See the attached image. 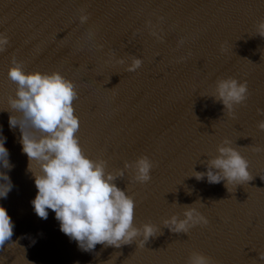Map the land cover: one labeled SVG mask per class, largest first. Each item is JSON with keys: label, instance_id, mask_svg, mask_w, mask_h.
Here are the masks:
<instances>
[{"label": "water", "instance_id": "1", "mask_svg": "<svg viewBox=\"0 0 264 264\" xmlns=\"http://www.w3.org/2000/svg\"><path fill=\"white\" fill-rule=\"evenodd\" d=\"M81 10L89 17L84 24ZM261 19L264 0H0V33L9 38L0 52V135L14 165L5 169L12 190L0 198L14 223L0 264H186L192 250L215 264H264V151L254 150L264 146L257 127L264 119L258 112L264 109V37L255 30ZM13 57L26 72L59 71L74 82L76 135L87 156L106 161L113 174L141 156L153 162L149 182L135 181L133 169L115 181L135 200V225L160 231L144 246L138 237L86 252L60 231L54 211L46 220L36 215L31 201L38 190L21 133L3 111L15 95L8 79ZM132 57L143 63L128 72ZM120 58L126 62L116 63ZM228 77L247 82L250 93L232 114L211 96L216 81ZM224 138L248 160L253 177L229 185L230 192L224 181L192 176L207 171ZM192 204L207 225L188 234L164 227Z\"/></svg>", "mask_w": 264, "mask_h": 264}, {"label": "clouds", "instance_id": "2", "mask_svg": "<svg viewBox=\"0 0 264 264\" xmlns=\"http://www.w3.org/2000/svg\"><path fill=\"white\" fill-rule=\"evenodd\" d=\"M88 19L81 10L80 23L84 24ZM255 30L256 35L264 37V19L256 24ZM94 35L91 30L88 32L89 39ZM8 44L7 35L0 33V52L6 51ZM179 44H183V40ZM110 59H115L114 53ZM115 62L124 64L126 61L120 58ZM142 63L141 58L132 57L126 70L135 72ZM8 79L16 89L15 95L9 97V108L3 111L9 112V127H18L21 133L22 151L28 157L27 171L34 176L38 190L31 201L36 215L46 220L49 209L54 211L60 231L86 252L94 251L98 244L120 248L136 242L138 237L141 238L138 246H144L159 234L158 227L151 223L142 227L135 225V200L127 189H121L115 183L125 175L124 169L134 170L135 181L149 182L153 162L147 156H141L134 162H125L124 169L113 174L107 171L106 161L87 156L76 135L80 120L73 102L78 98V91L74 82L59 71L26 72L22 63L13 57ZM249 94L247 82L228 77L216 81L211 96L232 114L234 107L245 103ZM258 112L264 115V109H258ZM257 127L264 130V119ZM5 140L0 135V198H7L13 187L11 177L5 171L14 167L9 161ZM254 150L264 151V146H254ZM217 153L208 159L206 172L193 170L192 176L197 180L207 177V181L213 184L224 181L228 191L229 185H243L253 179L248 160L232 146L229 138H224L218 145ZM194 204L184 205L183 218L173 215L165 219L164 227L173 233L188 234L196 225H207L208 220ZM13 231L12 218L6 207L0 204V249L6 242H11ZM259 257L264 260V254ZM186 264L215 262L206 253L192 250Z\"/></svg>", "mask_w": 264, "mask_h": 264}]
</instances>
